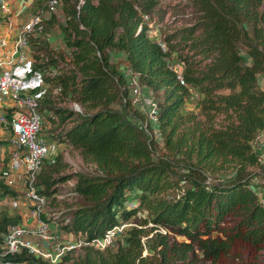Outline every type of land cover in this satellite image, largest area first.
Here are the masks:
<instances>
[{
    "label": "trees",
    "instance_id": "trees-1",
    "mask_svg": "<svg viewBox=\"0 0 264 264\" xmlns=\"http://www.w3.org/2000/svg\"><path fill=\"white\" fill-rule=\"evenodd\" d=\"M46 1L33 0L32 9L44 10ZM58 1L64 16L43 15L28 39L45 87L37 111L58 128L57 142L76 148L93 168L66 173L58 151L42 159L36 191L52 200L57 184L72 178L69 192L82 201L56 225L86 239L135 221L110 245L65 251L54 264H264V206L247 168H264L252 144L264 129V0H188L195 19L156 33L159 40L142 17L159 0ZM53 27L59 48L41 36ZM177 62L185 84L169 67ZM124 65L158 94L160 144L122 100ZM192 89L196 109L185 107ZM0 191L16 194L2 181ZM20 222L17 211L0 209V252L8 227ZM13 262L53 264L24 247L0 255V264Z\"/></svg>",
    "mask_w": 264,
    "mask_h": 264
},
{
    "label": "built area",
    "instance_id": "built-area-1",
    "mask_svg": "<svg viewBox=\"0 0 264 264\" xmlns=\"http://www.w3.org/2000/svg\"><path fill=\"white\" fill-rule=\"evenodd\" d=\"M82 1L78 0L79 3ZM45 5L44 10L37 9L28 18L22 20L12 41L11 51L8 52L10 54L6 62L9 65L0 69V98L8 100V110L0 114V124L7 132L8 143L12 148L11 158L13 164L19 167L20 170L23 194L22 199L19 200L30 203L32 206L31 212L35 214L37 222H39L35 230L28 229L27 226L21 223L9 226L3 236L4 249L0 252V255L5 252L13 253L24 247L28 252L54 264L57 263L65 251L81 249L86 245L99 249L110 245L117 235L123 233L129 225L134 223L123 220L105 229L101 235L90 239L76 235L70 239H62L56 243L52 242L54 245L52 244L50 248L41 246L42 241H49L54 237L48 228L47 222L39 217V212H43L45 197L36 191L34 185L35 174L43 158H52L58 152L59 142L56 139L48 140L42 130L37 104L39 98L45 92V87L41 73L32 69L33 49L29 47L28 39L35 34L36 29L40 28L43 15L54 12L56 18L61 19L64 16L59 11L58 0H47ZM5 11L6 6L3 1H0V12ZM142 17L143 19L148 18L147 14H143ZM151 34L158 39L156 33L151 32ZM41 36L49 43V31H45ZM59 38L61 39V35H59ZM1 43H3L2 39ZM169 67L175 70L178 82L185 84L178 63L169 64ZM121 71L126 76L127 89L122 100L128 101L132 108L137 109L142 114V127L145 130L148 129L154 137L159 138L158 128L156 127L157 102L155 98L151 95L149 89L139 82L137 73L125 65L122 66ZM70 106L75 111H80V106L75 101H71ZM262 131L258 132L254 139H260ZM207 180L209 181V178ZM17 200V198H12L10 205L15 207ZM128 203L129 207L134 206L132 200H129ZM161 231L164 230L161 228ZM27 233L36 236V239L26 237ZM12 264L17 263L13 262Z\"/></svg>",
    "mask_w": 264,
    "mask_h": 264
},
{
    "label": "rangeland",
    "instance_id": "rangeland-1",
    "mask_svg": "<svg viewBox=\"0 0 264 264\" xmlns=\"http://www.w3.org/2000/svg\"><path fill=\"white\" fill-rule=\"evenodd\" d=\"M29 11L33 12L34 10L32 9V7H27V9L21 10L18 15H24ZM196 15L197 14L194 8L191 6L188 0H159L152 9V11L149 13V15H147V23L149 25V28L151 29L150 31L153 33H157L158 37H161L172 29L191 23L195 19ZM47 47L50 48L52 46L48 43ZM42 51L44 50L41 49L40 51H36L35 53L40 52L37 54L41 55ZM241 55L243 56L244 61H246L247 58L243 49H241ZM178 65L181 69V64L178 63ZM258 83L261 86L263 85V79L261 76H259L258 78ZM151 95L154 96L156 99L158 97V94L155 95L152 92ZM197 100L198 94L195 89H192L191 95L185 103V107L190 109H196L198 106ZM70 103L71 101L67 102L66 100L60 102L61 105L66 106H69ZM42 130L43 132H45L46 138H48V140H54L56 138L54 136L56 135V131L58 130V128L52 129L50 128V126H48L47 122L44 121L42 123ZM156 141L160 144L159 138H156ZM252 144L253 148L258 154L260 163L264 164V130L262 131V137H260V139H255ZM58 151L62 156V160L67 161L69 163V167H67L64 172L67 173L69 171L74 170L84 172L92 171L93 166L90 163L82 161L78 150L73 146L63 143L59 145ZM247 168L252 171L250 178V186L256 192L258 198L264 206V168H262L261 166H249ZM72 181L73 179L69 178L63 182L58 183L57 192L54 196L55 198L52 200L51 198L46 199L45 204L43 205V212H39L42 213L45 220L47 222H51L52 225L57 222L56 218L60 217L63 212L73 208L76 203L82 201L81 197H79L77 194L69 192V187ZM132 203H134L133 205H135L136 201L132 200ZM127 205H129L128 202ZM28 207L32 208V206ZM128 220L131 222L135 221L134 218H129ZM82 251V248L74 249L72 251V255H76L77 253H81ZM199 264L209 263L207 261H201L199 262Z\"/></svg>",
    "mask_w": 264,
    "mask_h": 264
},
{
    "label": "crops",
    "instance_id": "crops-1",
    "mask_svg": "<svg viewBox=\"0 0 264 264\" xmlns=\"http://www.w3.org/2000/svg\"><path fill=\"white\" fill-rule=\"evenodd\" d=\"M3 1L6 6L5 12H0V69L2 67H6L9 64L6 62L11 51L12 41L15 37L16 30L18 29L22 20L28 18V16L32 12H27L24 15H18L21 10L27 9V7L31 8L33 0H0ZM31 10V9H30ZM17 15V16H16ZM60 32L56 27H53L49 30V44L52 47L59 48L60 47ZM1 39L3 43H1ZM114 55L120 57L119 53L113 52ZM113 55V54H112ZM8 100L4 98H0V114L4 113L8 110ZM48 139V138H47ZM63 144V143H58ZM59 145L57 150L59 149ZM11 146L8 143L7 132L0 124V181H2L6 187L15 191L16 194H3L0 191V209L4 208L8 212L17 211L21 215V224L27 226L28 229L35 230L36 225L38 226L36 216L31 212L30 203H25L21 200L23 194V185L20 178V170L19 167L13 164V160L11 158ZM12 198H17V205L12 207L10 205V201ZM49 230H51L52 236L54 238L49 241H42V247H51L52 244L57 241H61L62 239H70L73 238L74 234L70 232H65L62 229L56 227V224H51V222H47ZM26 237L36 239V236L31 234H26ZM54 242V243H52Z\"/></svg>",
    "mask_w": 264,
    "mask_h": 264
}]
</instances>
